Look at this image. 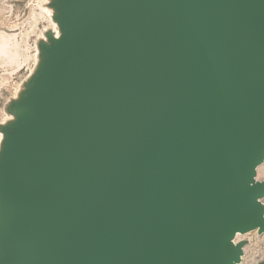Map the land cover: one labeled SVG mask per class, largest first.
Here are the masks:
<instances>
[{
    "label": "water",
    "instance_id": "water-1",
    "mask_svg": "<svg viewBox=\"0 0 264 264\" xmlns=\"http://www.w3.org/2000/svg\"><path fill=\"white\" fill-rule=\"evenodd\" d=\"M63 12L72 32L50 53L34 137L3 171L16 202L4 223L30 200L42 218L6 231L7 264L237 263L225 241L264 232V0ZM51 133L69 153L53 170L37 149Z\"/></svg>",
    "mask_w": 264,
    "mask_h": 264
},
{
    "label": "rangeland",
    "instance_id": "rangeland-1",
    "mask_svg": "<svg viewBox=\"0 0 264 264\" xmlns=\"http://www.w3.org/2000/svg\"><path fill=\"white\" fill-rule=\"evenodd\" d=\"M64 5L65 0H0V243L7 238L1 225L10 217L5 211L16 203L10 196V175L3 171L10 165V152L21 149L26 154V135L34 131L30 116L39 106L50 53L59 47L56 41L65 31L71 35L65 29L70 21ZM254 180L264 186V159L254 169ZM259 202L264 210V196ZM232 242L241 251L235 264H264L263 231L236 235ZM8 247L0 253V264H7Z\"/></svg>",
    "mask_w": 264,
    "mask_h": 264
},
{
    "label": "bare ground",
    "instance_id": "bare-ground-1",
    "mask_svg": "<svg viewBox=\"0 0 264 264\" xmlns=\"http://www.w3.org/2000/svg\"><path fill=\"white\" fill-rule=\"evenodd\" d=\"M48 135H42L39 139V141L37 142V149H39V151H41V153H43V155L45 157L48 158L49 163L51 165L52 170L54 169V159L56 158L57 154L59 153V155L61 157H65L67 155H69L68 152H64L60 149V145L62 140H56V136L54 134L51 133V136ZM34 136L33 132H28V139H32V137ZM36 136H38V134H36ZM59 139V138H57ZM28 166V165H27ZM35 212V213H34ZM34 216H38L40 218H42L39 215V212L37 210V206L36 203L33 200L27 201L26 206L24 208V210L19 214V216L13 220L8 221L7 223L2 224V226L5 228V230L8 232L9 236L16 238V235L13 233V228L18 226V225H24V228H26V226H30L34 223ZM43 228L42 227H38V229H36V231H34L36 234L40 235V232H42ZM44 231V230H43ZM238 236L240 234H234L232 236H230L226 241H225V245H231L232 244V240L235 238V236ZM20 237L19 235H17V238Z\"/></svg>",
    "mask_w": 264,
    "mask_h": 264
}]
</instances>
